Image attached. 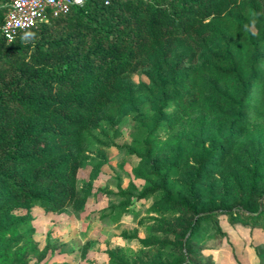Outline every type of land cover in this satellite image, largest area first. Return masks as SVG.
<instances>
[{
    "label": "trees",
    "instance_id": "16d2710c",
    "mask_svg": "<svg viewBox=\"0 0 264 264\" xmlns=\"http://www.w3.org/2000/svg\"><path fill=\"white\" fill-rule=\"evenodd\" d=\"M108 1L9 43L0 0V264L38 257L30 210L84 201L89 133L126 115L146 135L120 149L148 164L139 198L156 196L163 238L110 264H215L203 224L264 229V0Z\"/></svg>",
    "mask_w": 264,
    "mask_h": 264
},
{
    "label": "rangeland",
    "instance_id": "374dc122",
    "mask_svg": "<svg viewBox=\"0 0 264 264\" xmlns=\"http://www.w3.org/2000/svg\"><path fill=\"white\" fill-rule=\"evenodd\" d=\"M134 78L137 82L147 81L141 73ZM161 134L165 139L166 133ZM145 135L138 131L134 115L123 117L115 129L104 124L89 133L88 158L79 173L84 201L59 214L40 207L30 210L33 239L39 249L38 257L31 259L30 264H110L108 252L115 249H121L128 257L158 253L156 248L142 245L150 236L163 238L154 229L165 218L152 210L156 196L139 198L146 185L148 164L120 149ZM26 212L20 209L16 214ZM221 227L223 236L212 224L205 223L200 235L199 245L205 254L213 255L215 264H262L264 229L232 225L225 220ZM169 254L167 251L166 256Z\"/></svg>",
    "mask_w": 264,
    "mask_h": 264
},
{
    "label": "built area",
    "instance_id": "2783aa9c",
    "mask_svg": "<svg viewBox=\"0 0 264 264\" xmlns=\"http://www.w3.org/2000/svg\"><path fill=\"white\" fill-rule=\"evenodd\" d=\"M104 1L109 4L108 0ZM86 0H5L7 14L1 28L2 37L9 43L14 42L23 33L47 22L50 18L65 16L75 7H81Z\"/></svg>",
    "mask_w": 264,
    "mask_h": 264
},
{
    "label": "clouds",
    "instance_id": "9594fccd",
    "mask_svg": "<svg viewBox=\"0 0 264 264\" xmlns=\"http://www.w3.org/2000/svg\"><path fill=\"white\" fill-rule=\"evenodd\" d=\"M78 2H82V0H78ZM252 23L254 24L255 23V20H253ZM245 28L247 29L248 28V25H245Z\"/></svg>",
    "mask_w": 264,
    "mask_h": 264
}]
</instances>
